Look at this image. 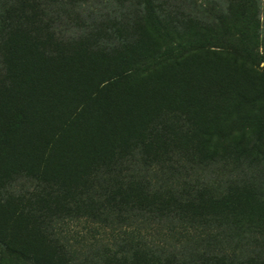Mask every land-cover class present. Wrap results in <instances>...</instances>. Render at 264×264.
I'll use <instances>...</instances> for the list:
<instances>
[{
  "label": "rangeland",
  "instance_id": "rangeland-1",
  "mask_svg": "<svg viewBox=\"0 0 264 264\" xmlns=\"http://www.w3.org/2000/svg\"><path fill=\"white\" fill-rule=\"evenodd\" d=\"M263 8L261 17L264 20ZM70 22L78 27L90 25L73 17ZM262 26L264 29V22ZM69 40L66 37L56 39L39 28L31 38L18 36L17 43L10 45V51L4 55L11 74L0 78V133L6 128L5 124L10 123L6 120L9 117L15 123V130L11 135L14 147L8 154L10 158L11 151L17 157L25 156V162L16 165L14 170L0 165V178L5 187L1 192H4L3 198L16 191L24 196L22 205L18 204L23 217L16 223L24 245L30 249V246H42L47 240L50 250H46L45 245L44 250L65 264L112 263L114 256L107 247L122 231H131L135 225L118 228L111 223L110 211L115 209L121 213L123 208L117 199L110 202L109 196L132 193L128 169L132 170V161L135 165L144 161L141 154L138 159L124 157L128 148L119 140L129 121L134 122V127L139 125V130L128 129L127 138H132L130 144L144 148L148 163L170 166L177 160L187 162L191 165L189 174L205 171L208 176L212 174L210 180H214L212 190H198L196 195L183 198L179 203L175 196L159 198L160 228L166 231L171 225L178 227L180 223L188 228L198 225L217 228L218 233L228 239L218 240L221 247L226 244L221 251L228 247L236 253L237 262L233 264H264V84L259 77L241 66L237 69L244 73L243 77H236L238 96L234 102L243 106L239 107L243 112L251 111L254 120L249 124L237 121L235 104L220 94L216 100L218 103L223 100L225 106L211 102L210 107L200 113L191 108L180 111L177 108V113L169 111L171 104L177 105L182 96H196L194 99L199 100L214 98L209 88L211 82L203 75L207 71L214 75L222 72L215 63L206 62L205 66L204 54L200 57L203 62H197L190 70L184 68L188 75H180V78L183 77L187 86L183 85L180 92L171 91L181 87L175 86L180 79L173 76L175 69L168 66L156 70L143 81L139 79L141 85L135 82L131 85L140 86V90L144 86L148 88L146 95L155 98L151 102H156L157 110L153 113L146 111L151 98L126 93L123 85L111 91L115 101L104 106L93 101L98 91L88 77L85 80L83 71L101 68L102 72H111V60L88 47L90 38L85 44ZM154 42L150 40L148 47H155ZM194 99L188 100L196 103ZM249 99L257 102L252 107L247 106ZM205 104L200 105L203 108ZM73 116L77 118L69 121ZM145 119L162 124L168 119L172 126L165 127L164 131L156 126L148 130ZM170 131H175V135ZM217 142L219 156L211 173L210 162L197 160L199 157L188 149L204 144L212 153ZM111 152H119L120 157L94 155ZM28 158L39 168L36 169ZM39 170H43L42 174ZM157 198L152 194L146 200L151 204ZM15 207L13 202L8 208L13 211ZM101 209L104 210L102 215L94 214ZM4 218L5 213L0 209V222ZM139 227L138 224L137 229ZM140 234L155 243L163 241L165 233ZM210 243L206 240L207 246H211ZM127 254L121 257L123 261L130 259L136 264H181L175 256L169 258L161 253L144 254L134 250ZM0 264L24 263L0 251Z\"/></svg>",
  "mask_w": 264,
  "mask_h": 264
},
{
  "label": "trees",
  "instance_id": "trees-1",
  "mask_svg": "<svg viewBox=\"0 0 264 264\" xmlns=\"http://www.w3.org/2000/svg\"><path fill=\"white\" fill-rule=\"evenodd\" d=\"M263 2L264 0H0V78L11 74L10 66L4 60L5 53L11 49L10 45L17 43L18 36L31 38L39 31V28L44 29L56 39L66 37L67 40L70 39V43L85 44L90 38L88 47L93 49L94 53L111 60V72H102L101 68L83 71L85 80L88 77L92 87H96L98 91L94 94L93 101L100 102L104 106H107L111 100L115 101V98L112 99L111 91L122 85L126 93L132 95L139 93L140 97L148 96L146 95L147 87L144 86L140 90V86L132 87L131 85L134 82L141 85V82H138L139 79L143 81L151 73L166 66L171 70L175 69L173 76L180 79L175 86L181 88L171 91L180 92L183 85L185 88L187 86L184 84L183 77L188 75V71L184 68L190 70L197 62H203L200 57L204 54V65L206 66V62L215 63L222 72L214 75L215 73L207 71L203 75V78L211 82L209 88L215 95L214 98L204 97L203 100H199L194 99L196 96H182L177 105L171 104L169 111L177 113L179 109L191 108L200 113L207 110L211 102L218 103L216 99L220 94L226 100L230 98L235 104L237 121L249 124L254 120L251 111L243 112L242 108L239 109L243 106L234 102L238 96L235 89L236 77H243V70L246 69L249 74L257 75L256 77H259L260 82L264 84V29L262 26L264 20L261 17ZM71 17L83 23L89 22L90 25L85 27L71 25ZM68 29L71 31L69 32ZM150 40L155 41V47H148ZM150 49L154 50L150 51ZM99 64L102 66L103 62ZM240 66L243 69L240 70L241 72L237 70ZM180 75L183 77L180 78ZM148 97L151 98L150 102L155 100L151 96ZM190 98L197 102H191L188 100ZM256 102L255 99L246 100L247 106ZM204 103L206 104L202 108L200 104ZM218 104L225 106L223 100ZM155 106L156 102H151L146 111L153 113L157 110ZM18 115L21 116V114ZM6 118L10 123L5 124L6 128L0 133V165L3 164L8 169L14 170L16 165L25 162V156H18V158L11 151L13 156L10 158L8 152L14 147L11 135L15 130V123L9 117ZM76 118L77 116H73L69 121ZM170 119L172 120L171 117ZM145 120L148 130L156 126L164 131L165 127L169 129L172 126L171 120L168 119L164 124L160 121L154 123ZM131 128L137 132L139 125L134 127V122L128 121L123 128L124 135L119 140L121 145L124 142L128 148L124 157L131 159L134 156L138 159L141 154L144 156L142 158L144 161L141 164L138 161L136 165L132 161V172L127 168L131 195L109 196L112 203L115 199L120 201L119 206L123 208L121 213L116 212L115 209L109 211L112 215L111 223L118 225V228L128 227V225L129 227L135 225V228H131L128 232L122 231L120 237L113 240L107 247L114 256L111 264H136L133 260L123 261L121 258L134 250H141L144 254L161 253L169 258L175 256L181 264H194V261L196 264L236 263L234 258L236 253L233 250L227 247L226 250L221 251L226 244H222L221 247L218 240L228 239L221 232L219 234L220 230L217 228L202 225L188 228L184 223H180L178 227L171 225L166 231L160 228L159 215L162 207L159 204V198L171 195L175 196L179 203L183 198L196 195L198 190H212L214 180H210L212 174L208 176L205 171H197L196 175L189 174L191 165L183 161L177 160L170 166L164 163L151 165L147 162L148 156L144 148L130 144L132 138H127L126 131ZM169 133L175 135V131ZM176 135L178 136L179 132ZM144 136L147 138L148 134L144 132ZM219 145L217 142L212 153L204 144L195 146L197 150L193 146H190L191 149L188 150H192L199 157L197 160L210 162L208 166L213 173V167L217 164L219 156ZM135 147L140 148L141 151L137 152ZM118 150L120 152L122 148ZM118 154L111 152L101 156L99 153H94L96 157H120ZM185 154L187 155L188 152ZM28 159L36 169L39 168L34 164V160ZM130 159L129 163H131ZM39 171L42 174L43 170ZM2 182L0 178V209L5 213V218L0 222V251L21 260L24 264H63V261L53 257L49 251L46 252L50 250L47 240L42 246H30V249L20 240L16 223L23 217L20 211L21 206L18 207V204L22 205L24 196L16 191L9 194L7 198H3L4 192L1 190L5 187ZM152 194L157 196L158 200L150 204L146 198H150ZM13 202H15L16 210L12 211L8 207ZM122 203L125 205L122 206ZM103 211L101 209L94 214L102 215ZM138 224L139 229H137ZM153 231L159 235L164 232L163 238L166 241L153 243L140 234L141 232L147 235ZM206 240H210L211 246H207ZM197 245L198 247L203 245V248H198Z\"/></svg>",
  "mask_w": 264,
  "mask_h": 264
}]
</instances>
